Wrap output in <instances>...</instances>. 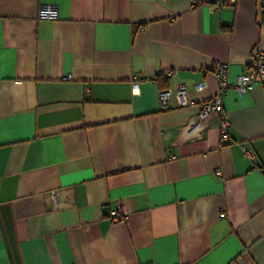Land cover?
<instances>
[{"label": "crops", "instance_id": "0c3cea01", "mask_svg": "<svg viewBox=\"0 0 264 264\" xmlns=\"http://www.w3.org/2000/svg\"><path fill=\"white\" fill-rule=\"evenodd\" d=\"M217 1L0 0V264H264V86L198 116L264 24Z\"/></svg>", "mask_w": 264, "mask_h": 264}, {"label": "built area", "instance_id": "2783aa9c", "mask_svg": "<svg viewBox=\"0 0 264 264\" xmlns=\"http://www.w3.org/2000/svg\"><path fill=\"white\" fill-rule=\"evenodd\" d=\"M193 7L201 6L208 3V0H189ZM238 0H218L217 2H210L209 6L213 9H219L225 5H235ZM259 6L261 8V19L262 24H264V0H259ZM39 19L42 20H56L58 18V7L53 3H43L40 5L38 14ZM144 30V28H141ZM255 62L249 66L245 72L240 74L236 81L231 84L229 81L228 65L225 63L217 62L214 66V74L219 82L218 92L209 100L201 104L199 118L205 119L211 114H217L221 120L220 133L221 137L224 139L228 138L229 130L231 127L230 121L224 115L223 108V93L229 86L234 87L237 92L242 95L246 92L253 90L256 86H264V50H257L254 54ZM166 75L170 76L171 72H167ZM67 76L66 79H69ZM133 88H138V81L133 82ZM187 87L185 84H180L177 91L174 93V97L179 104H187L188 99L186 96ZM170 91L163 90L160 94V101L164 107L168 106V100L170 96ZM242 150L245 156L248 158H254L255 152L253 149L248 148L243 145ZM219 172V171H218ZM114 220H124L127 212L123 208H115L112 211Z\"/></svg>", "mask_w": 264, "mask_h": 264}, {"label": "trees", "instance_id": "16d2710c", "mask_svg": "<svg viewBox=\"0 0 264 264\" xmlns=\"http://www.w3.org/2000/svg\"><path fill=\"white\" fill-rule=\"evenodd\" d=\"M162 79H163V81L164 82H167V76H164V75H158L157 77H156V82H158V84L160 85L162 82Z\"/></svg>", "mask_w": 264, "mask_h": 264}]
</instances>
